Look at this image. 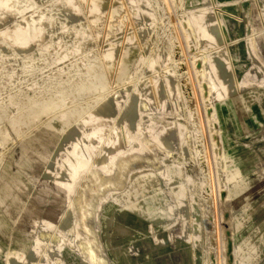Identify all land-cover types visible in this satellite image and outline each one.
Wrapping results in <instances>:
<instances>
[{
  "label": "rangeland",
  "instance_id": "374dc122",
  "mask_svg": "<svg viewBox=\"0 0 264 264\" xmlns=\"http://www.w3.org/2000/svg\"><path fill=\"white\" fill-rule=\"evenodd\" d=\"M91 1L85 0L82 9L96 37L91 51L98 57L69 70L72 80L83 71L93 73L91 79L82 78L90 92L59 85L58 79L54 88L46 85L38 92V76L58 68L45 59L30 71L31 84L23 96L25 105L36 109L42 104L47 110L39 113L30 107L34 111L16 121L14 129V119L5 115L7 106H0V264H24L32 257L37 236L48 230L44 224L52 222L60 241L54 247L57 264H236L238 251L242 263L264 264V86L244 87L215 107L208 105L210 87L199 75L223 47L235 56L239 80L250 64L247 29L264 56V0H210L216 23L223 22L221 44L187 38L183 24L202 0H147L141 7L136 3V16L122 0L115 20L114 0H105L100 12L90 10ZM142 28L145 38L137 37L129 46L130 36ZM109 55L114 58L110 65L105 61ZM77 58L72 53L65 64ZM150 61H156L154 71L147 70ZM155 71L158 82H153ZM167 82L179 88L181 101L175 102L185 114L179 124L183 130L179 133L178 125L173 126L174 143L169 136L157 137L162 145L142 153L128 151L133 143L122 138L124 151L145 157L142 165L150 161L161 166L136 173L102 204L96 216L100 250L94 260L84 258L77 247L82 238L76 204L68 206L65 197L40 182L47 178L55 154L69 150L70 134L89 127L83 120L98 108L95 101L116 91L130 97L135 90L165 88ZM52 91L59 94L51 101L47 98ZM186 126L197 131L192 138Z\"/></svg>",
  "mask_w": 264,
  "mask_h": 264
},
{
  "label": "bare ground",
  "instance_id": "6f19581e",
  "mask_svg": "<svg viewBox=\"0 0 264 264\" xmlns=\"http://www.w3.org/2000/svg\"><path fill=\"white\" fill-rule=\"evenodd\" d=\"M84 1L0 0V106H7L5 115L14 119V129L16 121L29 117L34 110L39 113L47 110L40 106L42 104L36 105V109L34 106L25 105L23 96L24 90L31 84L30 71L41 64L42 60L47 59L48 65L58 68L56 72L41 73L38 76L37 81L35 80L38 92L46 85H53L57 79L59 85H73L81 91L90 92L87 91L89 82H84L82 78L84 75L93 78L92 72L83 71L80 77L73 76V80L72 72H69L71 69L82 68L87 60L98 57L91 51L96 37L90 34L85 21L82 9ZM126 1L128 11L132 16H136L132 10L136 3L141 7L147 0ZM121 2L122 0H114L111 11L113 20L119 18ZM104 3L105 0H92L90 10L100 12ZM151 12L152 8L147 13L150 17ZM187 17L183 27L189 31L188 39L194 35L200 40L222 43L223 22L216 23L210 0H202L201 6L190 10ZM145 33L142 28L136 36H130L129 46H134L137 37L145 38ZM246 39L250 64L239 80L234 75L235 56H228L223 47L215 50L213 59L207 60L208 67L200 72L201 82H206L210 87L208 105L213 103V106L219 107L244 87L264 86V56L259 51L260 44L253 43L250 29H247ZM72 53H77L78 58L74 63L66 65L65 62ZM105 59L109 65L114 60L112 55ZM156 61L148 62L147 70L154 71ZM157 72L154 73L153 82H158ZM9 75L13 76V81H9ZM147 81H142L137 88L140 89L139 87ZM90 83L93 85V82ZM166 86H157L146 93L135 90L130 97L125 92L116 91L109 98L94 100L98 108L83 120L89 127L70 134L72 144L69 150H60L55 154L54 161L47 168V178L40 182L43 188L51 189L65 197L68 206L76 204L77 232L82 238L77 247L84 254V258L94 260V253L100 250L96 238V216L102 204L124 189L128 180L136 173L161 166L159 162L154 165L150 161L142 165L144 156L127 152L142 153L152 150L161 144L157 137L167 139L169 136V141L174 143L176 135L170 131L171 128L178 125L175 131L180 133L183 130L179 124L183 117L185 119V114L179 108V103L175 102L176 99L181 101L178 98L179 88L177 89L173 82ZM55 93L57 92L52 91L47 99L52 101ZM71 95L74 97L72 92ZM67 97L65 106L68 107L70 94L67 93ZM30 107L34 109L31 112ZM185 128L188 131V127ZM196 132L188 131L191 138ZM123 137L133 143L128 151H124L122 146ZM50 148L49 144L47 149L44 148L45 152L48 153ZM99 157H102L100 162L97 161ZM44 225L48 230L37 236L32 257L24 264H40L42 261L57 264L54 247L60 241L54 232L56 225L53 222ZM48 236H51V241L44 244L43 241ZM235 253L236 264H244L241 262L240 251ZM247 264L258 263L251 261Z\"/></svg>",
  "mask_w": 264,
  "mask_h": 264
}]
</instances>
